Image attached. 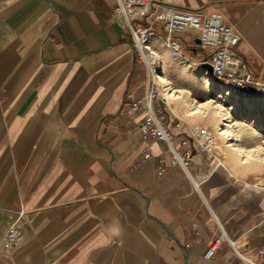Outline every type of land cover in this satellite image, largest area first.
Masks as SVG:
<instances>
[{
  "label": "crops",
  "instance_id": "crops-1",
  "mask_svg": "<svg viewBox=\"0 0 264 264\" xmlns=\"http://www.w3.org/2000/svg\"><path fill=\"white\" fill-rule=\"evenodd\" d=\"M163 4L221 13L264 80V0ZM115 7L116 0H0V264H238L229 240L264 264V173L245 166L242 154L220 145L214 169L195 146L191 170L205 178L201 192L177 165L157 175L169 146L143 140L146 112L126 106L142 100L143 76ZM151 33L167 80L168 65L201 59L198 32L180 36L182 58L165 47L161 24ZM172 94L171 104L163 93L176 116L168 114L170 125L180 120L191 137L202 122ZM155 105L162 109V100ZM14 224L25 229L17 247L5 240ZM222 233L227 239L206 259Z\"/></svg>",
  "mask_w": 264,
  "mask_h": 264
},
{
  "label": "built area",
  "instance_id": "built-area-1",
  "mask_svg": "<svg viewBox=\"0 0 264 264\" xmlns=\"http://www.w3.org/2000/svg\"><path fill=\"white\" fill-rule=\"evenodd\" d=\"M160 0H116L115 14L124 18L131 31L134 53L142 67L144 90L142 100L126 103L131 112H146L145 118L139 122L138 130L145 141H163L169 146L166 155L158 158L156 169L158 176H163L169 166H179L194 188L201 192L204 177L196 175L191 170L192 161L197 149L205 155L207 162L217 167V136L213 129L201 126L191 137L185 134L184 123L176 120L170 125L168 113L156 107V101L163 97L159 76L163 71L161 55L150 46L151 29L155 24H161L166 32L164 45L174 58H182L186 46L180 36L187 31L198 32L200 44H195V50L203 60V65L211 67V76L221 87L228 89L239 100L249 101L253 96L264 93V80L256 76L242 54L239 52L240 33L228 25L219 12H213L207 17L196 13L180 10L169 4L160 7ZM135 22H145L149 25L143 30H136ZM196 146V147H195ZM236 183H241L236 181ZM264 189V185L262 186ZM221 230L222 226L220 225ZM25 229L21 224L12 225L5 234L6 242L12 246L20 245ZM222 233L220 238L212 241L204 255L206 259L215 256L219 245L226 240ZM238 264H260L253 256L238 249L229 240Z\"/></svg>",
  "mask_w": 264,
  "mask_h": 264
},
{
  "label": "rangeland",
  "instance_id": "rangeland-1",
  "mask_svg": "<svg viewBox=\"0 0 264 264\" xmlns=\"http://www.w3.org/2000/svg\"><path fill=\"white\" fill-rule=\"evenodd\" d=\"M201 61L203 60L190 59L187 62L168 65L167 77L170 80L166 92L171 88L172 93L176 92L181 97V102L188 103L190 108L197 112V115L188 118L199 119L201 126L206 125L214 130L218 138L216 150L220 145H230L231 147L224 146L223 151L231 152L241 160V155L237 154L239 152L249 160V164L245 166H253L256 171L264 173V94L259 95L263 99L261 104L256 101L255 96L249 101L239 100L212 78L210 71L205 70L206 67ZM204 70L207 75L203 74ZM207 83L212 86L209 90ZM171 92L169 91L170 94ZM175 97L174 95V99ZM160 100L162 109L174 116L163 97L158 99L156 104L160 105ZM217 118L219 127L215 129L213 122ZM223 124L229 126L225 127ZM220 129L227 133L219 135ZM231 138L234 140H230Z\"/></svg>",
  "mask_w": 264,
  "mask_h": 264
},
{
  "label": "bare ground",
  "instance_id": "bare-ground-1",
  "mask_svg": "<svg viewBox=\"0 0 264 264\" xmlns=\"http://www.w3.org/2000/svg\"><path fill=\"white\" fill-rule=\"evenodd\" d=\"M163 69V71H162V73L160 74V76H159V82H160V85H161V87H162V91H163V93H164V90H165V95L167 96V99L169 100V102L172 104L173 103V100H175L174 99V95L173 94H170L169 92L167 93L166 91H167V87H168V85H169V83H168V80L165 78V76H164V68H162ZM205 71V70H204ZM205 73H206V71H205ZM212 88V86H209V89H211ZM226 94H228V93H226ZM264 93H262V94H259V95H263ZM259 95H256V96H259ZM163 98L165 99V97H164V95H163ZM166 103H167V100H166ZM224 121V120H223ZM223 126H229V125H225V124H223ZM223 129H220V133H219V135H225L226 133H227V131H222ZM230 140H234V138H231ZM217 141H218V138H217ZM218 146V145H217Z\"/></svg>",
  "mask_w": 264,
  "mask_h": 264
},
{
  "label": "water",
  "instance_id": "water-1",
  "mask_svg": "<svg viewBox=\"0 0 264 264\" xmlns=\"http://www.w3.org/2000/svg\"><path fill=\"white\" fill-rule=\"evenodd\" d=\"M195 44L196 45L200 44V39L199 38L196 40ZM204 66L206 67L205 70L210 71V73L212 72L211 67L208 64H205Z\"/></svg>",
  "mask_w": 264,
  "mask_h": 264
}]
</instances>
